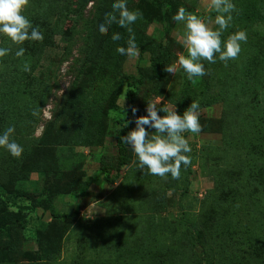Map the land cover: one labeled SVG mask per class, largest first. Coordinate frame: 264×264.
<instances>
[{
	"label": "rangeland",
	"instance_id": "1",
	"mask_svg": "<svg viewBox=\"0 0 264 264\" xmlns=\"http://www.w3.org/2000/svg\"><path fill=\"white\" fill-rule=\"evenodd\" d=\"M112 2L28 0L23 14L43 40L17 46L0 36L10 49L0 58V132L14 127L23 148L20 158L6 151L12 165L0 166V264H207L204 241L212 264H264V0H237L263 15L238 24L231 13L221 39L247 34L237 58L202 61L207 74L193 90L218 100L199 111V134L184 133L191 163L178 179L139 168L117 137L135 129L148 102L183 115L181 67L157 77L153 60L187 55L184 26L172 20L180 8L213 30L217 13L210 0H127L142 13L130 26L138 50L130 57L116 51L127 48V29H97ZM87 54H98V72L91 67L73 90Z\"/></svg>",
	"mask_w": 264,
	"mask_h": 264
},
{
	"label": "clouds",
	"instance_id": "2",
	"mask_svg": "<svg viewBox=\"0 0 264 264\" xmlns=\"http://www.w3.org/2000/svg\"><path fill=\"white\" fill-rule=\"evenodd\" d=\"M27 4L28 0H0V36L4 37L6 42L20 46L26 41L43 40L40 30L23 14ZM210 7L217 13L214 23L218 27L215 30L208 26L206 18L187 13L184 8H180L172 17L174 22L184 26L183 47L187 55H180L176 64L167 65L165 67L167 73L174 74L178 64L188 81L195 82L197 78L207 74L202 61L211 64L218 59L226 64L240 54L241 43L247 41V34L244 31L236 32L226 40L221 39L233 19L231 13L235 11V5L232 0H210ZM111 8L113 12L105 15L104 22L98 23V31H107L108 25L112 23L127 29L130 35L127 48L117 47L116 51L120 55L136 56L138 50L130 26L142 18V13L138 10L129 11L127 0H113ZM117 12L118 18L115 15ZM111 39L114 42L119 41L121 36L119 33H114ZM9 52L8 47L0 46V58L6 57ZM24 53L25 49L19 47L15 55L23 57ZM27 70L28 66L25 65V71ZM160 103L159 100L156 103L148 102L147 115L138 117L135 120V129L121 137V140L122 143L130 146L139 168H146L150 175L161 178L170 175L172 179H178L181 166L187 167L191 163L188 155L191 147L184 133L196 135L202 131L199 122L200 104L193 100L183 115H179L176 107L174 110H170L166 105L158 107ZM132 111L135 115L136 109ZM158 112L165 115L160 116ZM37 114V111L32 113L33 116ZM146 126L155 131H147ZM14 132V127H8L0 132V148L6 150L13 158H20L23 148L12 139Z\"/></svg>",
	"mask_w": 264,
	"mask_h": 264
},
{
	"label": "trees",
	"instance_id": "3",
	"mask_svg": "<svg viewBox=\"0 0 264 264\" xmlns=\"http://www.w3.org/2000/svg\"><path fill=\"white\" fill-rule=\"evenodd\" d=\"M232 3L235 5V11L232 12V14L235 19V22L238 24H243L245 22L255 23L263 16L261 15L259 8L256 7L257 5L250 6L248 9L241 11V9H239L240 5L238 4L237 0H232ZM252 3L256 4L255 1H253ZM101 10H102V7L97 8V17H99ZM97 58H98V54H93V55L87 54L85 56L84 63L81 66L79 70V74L73 83V87H72L73 90L78 88L80 81L86 76L87 72H89V69L91 67L94 68L93 73L98 72L99 66L93 65V62H95ZM169 61L170 59L167 53H162L161 56L154 58L152 68H153V71L155 72V75H157V77L161 76L162 71L169 64ZM181 72H182V88L179 92V97H178V102H177L178 109H181L184 111L187 110L190 107L193 100H196L199 102L200 104L199 111L202 109L211 108L213 105L216 104L218 98L212 97L210 95L208 96L207 90H204V91L202 90L200 92H196L193 90V87L196 86L201 80L200 78H197L195 82H189L182 68H181ZM103 91H107V89L103 88ZM98 103L103 104L104 102L99 101ZM115 109L117 108L115 107ZM23 128H21L20 130L22 131ZM117 143L120 146V149H122V151L124 152V149H123L124 145L122 143L121 137L120 138L117 137ZM6 154H7L6 150L1 148L0 149V166H6V168H8L12 165V160L10 161L5 160L4 157ZM120 164H123V162ZM117 178L118 177L114 179H108V181L113 184ZM92 184H94L93 180L86 181L84 184V187L80 189L81 194H85L88 191V188ZM201 249H202V254L204 256L203 260L205 261V263L212 264L214 261L215 253L213 249L211 248L210 244L205 241L202 242Z\"/></svg>",
	"mask_w": 264,
	"mask_h": 264
}]
</instances>
